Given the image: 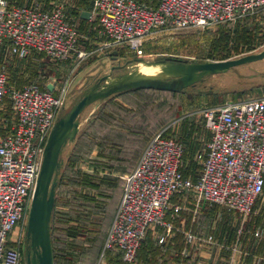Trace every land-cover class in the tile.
Instances as JSON below:
<instances>
[{
    "label": "rangeland",
    "instance_id": "rangeland-1",
    "mask_svg": "<svg viewBox=\"0 0 264 264\" xmlns=\"http://www.w3.org/2000/svg\"><path fill=\"white\" fill-rule=\"evenodd\" d=\"M10 1L35 3L45 8L61 7L78 27L76 49L65 58L34 52L18 59L7 46L0 49V67L7 69L10 86L36 80L57 83V91L66 88L65 106L58 117L79 99L88 85L110 72L112 64H120L111 70V75H115L140 65L138 57L215 60L264 47V6L233 20L154 30L143 38V52L139 55L124 41L116 46L102 45L105 38L102 34L103 38L97 37L94 20L82 13L83 10L93 11L94 0ZM79 49L84 51L83 55L78 54ZM78 72L85 76L76 83ZM256 95H264V57L208 74L179 91L137 89L88 104L80 114L76 137L64 145L61 153L52 222L54 264H120L113 250H106L102 256L101 252L120 198L122 175L135 163L148 137L159 129L177 138L184 136L186 157L194 168L190 174H195L198 168L195 155L208 138L200 109L204 105ZM173 199L181 204V209L173 214L169 236L159 242L148 232L134 264H194L190 257L207 248L201 246L202 241L197 247L188 242L185 231L205 235L212 232L209 223L218 220H223L222 226L214 227L220 228L226 237L235 238L239 229V256L251 254L257 235L264 233V188L246 217L234 211L227 213L221 205L215 212H205L197 208L188 195ZM198 217H205L207 225L197 222L195 226L192 220L198 221ZM253 225L260 227L259 234H255L257 229ZM27 228L28 219H22L9 235V244L21 250V264H27L30 243ZM213 234L215 236V232ZM246 234L247 242L243 246L241 240ZM250 254L243 259L245 264L252 263ZM200 257H194L198 264L203 260Z\"/></svg>",
    "mask_w": 264,
    "mask_h": 264
},
{
    "label": "built area",
    "instance_id": "built-area-1",
    "mask_svg": "<svg viewBox=\"0 0 264 264\" xmlns=\"http://www.w3.org/2000/svg\"><path fill=\"white\" fill-rule=\"evenodd\" d=\"M262 6L264 0H158L154 6L139 0H94L92 13L106 45L124 41L141 55L143 38L154 30L233 20ZM77 38V25L61 7L0 0V44L13 55L37 52L65 58L76 49ZM8 80L7 69L0 67V264H21V250L9 244V235L29 218L45 146L65 106L66 88L55 91L37 81L10 86ZM200 113L210 134L195 155L201 162L198 173H184L185 148L179 138L155 131L122 175L101 256L112 248L134 262L149 229L159 228L157 239L165 240L173 229L168 215L181 208L173 199L176 194L190 196L197 208L215 202L243 217L252 212L264 185V95L204 105ZM185 238L195 247L215 240L212 232L193 230H186ZM238 243L239 229L233 251Z\"/></svg>",
    "mask_w": 264,
    "mask_h": 264
},
{
    "label": "water",
    "instance_id": "water-1",
    "mask_svg": "<svg viewBox=\"0 0 264 264\" xmlns=\"http://www.w3.org/2000/svg\"><path fill=\"white\" fill-rule=\"evenodd\" d=\"M263 57L264 47L258 51L215 60H189L172 56L145 60L138 57L139 61H144L148 65H158V70L143 71L138 65L132 70L111 75V70L115 66H120L112 64L110 72L88 85L79 99L57 118L49 134L28 218L27 236L30 243L27 264H54L51 218L56 200L57 174L62 164L61 153L64 145L76 137L80 127V114L88 104L132 88L179 91L208 74ZM47 85L50 89L54 87L52 83Z\"/></svg>",
    "mask_w": 264,
    "mask_h": 264
},
{
    "label": "crops",
    "instance_id": "crops-1",
    "mask_svg": "<svg viewBox=\"0 0 264 264\" xmlns=\"http://www.w3.org/2000/svg\"><path fill=\"white\" fill-rule=\"evenodd\" d=\"M18 3H21V2H18ZM87 11L88 10H83V12H82L83 13V16L84 17H89L90 19L92 18V20H94V22H95L94 24H96L95 25V27H96V35H97L98 38H100V37L103 38V36L101 35V30H100V26H99V23H98V18L92 13V10H90V12H87ZM104 42H105V40L102 42V45H103ZM1 46H4V45L3 44H0V49H2ZM16 58L23 59L25 57L20 58V57L16 56ZM79 74H80V72H78V74H76V76H75L74 81L76 80V83H78L80 80H82L81 78L83 76H85V73H83L82 76L79 75ZM78 75H79V77H77ZM77 78H78V80H77ZM8 83H9V80H8ZM46 84H48V83H46ZM21 85L22 84L17 85V86H21ZM53 85H54L53 89L55 91H57L58 90L57 89L58 88L57 83H55ZM9 114L11 116V112H9ZM133 165H132V167H133ZM130 169H128V170H130ZM203 207H204L203 205L200 206V208H202V209H203ZM175 213L176 212H174V214ZM171 216H174V215L172 214ZM170 220L172 221V217H171ZM191 220H192V218H191ZM221 221H223V220H218L217 223H214V222L213 223H209L208 228L211 227L212 228V233L215 232V240H214V242L208 243V244L206 242L205 243H202L201 246L202 247L204 246V248H207V250L200 249L198 251V254H196V253L193 254L194 257L198 258V257L202 256V257H200V258L203 259L201 264H241V262H244V264H245L246 260H243V259L245 258V256L246 257H249L247 255H249L250 253L242 254V255L239 256V243H238V250L237 251H233L231 249V246H232V244L234 242V237H233V239L231 237H226V235H224V232H221L220 231V228L219 229H216L214 227V226H222L221 225L222 223H220ZM192 222H193V224L195 226L198 225L196 220H192ZM198 222H199V219H198ZM204 225H207V221L206 220L204 222ZM256 225H253V226H256ZM255 229L260 230V227L259 226H256ZM158 231H159V228L158 229H149L148 232H149V234L152 233L151 236L153 238H155V237L157 238ZM259 235H257V237H256L257 238L256 243L253 244V246L251 247L252 248V251H251V254H250V256L252 258V263L251 264H264V233H261L260 236ZM245 237H247V234H246V236H244L242 238V240H241L242 244L241 245H243L244 243L247 242V239ZM209 248H211V249H209ZM193 255L190 257L191 260L194 262V264H198L199 261H195ZM260 256H262V260L260 259ZM255 258H259V260L261 262L259 260H256L255 261Z\"/></svg>",
    "mask_w": 264,
    "mask_h": 264
},
{
    "label": "trees",
    "instance_id": "trees-1",
    "mask_svg": "<svg viewBox=\"0 0 264 264\" xmlns=\"http://www.w3.org/2000/svg\"><path fill=\"white\" fill-rule=\"evenodd\" d=\"M140 2H143V3H145V4H147L146 2H144V1H141V0H139ZM157 1L158 0H156V2H154L153 4H147V5H149V6H154V5H156V3H157ZM250 14V13H249ZM33 53V52H32ZM31 54V53H30ZM32 81H36V80H32ZM44 87H47V84L46 83H42V82H40ZM24 84V83H23ZM22 84V85H23ZM18 85V84H17ZM17 85H14V86H17ZM137 89H147V88H132V89H126V90H123V91H120V92H117V93H121V92H126V91H131V90H137ZM150 89H155V88H150ZM157 90H164V89H157ZM173 91V90H172ZM115 94V93H114ZM113 95V94H112ZM6 101H7V104H8V106H10V100H9V97L8 96H6ZM8 115H9V112H8ZM208 130V129H207ZM166 134H168V133H166ZM209 134H210V131L208 130V137H209ZM183 136V135H182ZM149 138V137H148ZM184 140H185V138H184V136L182 137ZM182 138H179L181 141H183V139ZM148 140V139H147ZM146 140V141H147ZM146 141H145V143H146ZM144 143V144H145ZM143 144V145H144ZM184 144V143H183ZM185 145V144H184ZM185 149H184V154H183V171H184V173H191V171L194 169L193 167H191L190 165H189V163H188V160H187V157H186V150H187V147L185 146L184 147ZM141 151V150H140ZM196 157V156H195ZM195 160L198 162V168H196V173L195 174H197L198 173V171H199V169H200V167H201V162L200 161H198L196 158H195ZM195 174H191L192 176H194ZM121 188H122V186H121ZM263 188H264V185H263ZM121 193V192H120ZM177 196H181L180 194H176L175 196H174V198L175 197H177ZM259 198V197H258ZM258 198L256 199V201L258 200ZM256 201L254 202V205H253V208H254V206H255V203H256ZM55 203H56V200H55ZM204 207H203V210L205 211V212H207V210H211V212H215V211H217L218 209H219V205L220 204H218V203H215V202H211V203H209V202H204L203 204H202ZM54 208H55V205H54ZM222 208H224V210L228 213V211H230V212H232L231 210H228V209H226L225 207H222ZM53 215H54V210H53V214H52V218H51V236H52V245H53V254H54V244H53V230H52V222H53ZM171 217L173 218V216H171V214H169L168 215V218H170L171 219ZM198 219H199V223L200 224H204V222H205V220H206V218L205 217H198ZM198 222V221H197ZM252 224V223H251ZM148 236V235H147ZM146 236V237H147ZM235 236V235H234ZM143 242H144V239L141 241V243H140V246L138 247V249H137V252H136V257H135V259L138 257V255L140 254V247L142 246V244H143ZM108 250H113L114 252H116L117 253V258H118V262L120 263V264H134V262H127V261H125L123 258H122V256H121V253L118 251V250H115V249H108ZM138 250H139V252H138ZM135 261V260H134Z\"/></svg>",
    "mask_w": 264,
    "mask_h": 264
},
{
    "label": "bare ground",
    "instance_id": "bare-ground-1",
    "mask_svg": "<svg viewBox=\"0 0 264 264\" xmlns=\"http://www.w3.org/2000/svg\"><path fill=\"white\" fill-rule=\"evenodd\" d=\"M141 62L142 63L139 66H140L141 70H143V71H154V70L156 71L159 68L158 65L151 66V65L146 64L144 61H141Z\"/></svg>",
    "mask_w": 264,
    "mask_h": 264
}]
</instances>
